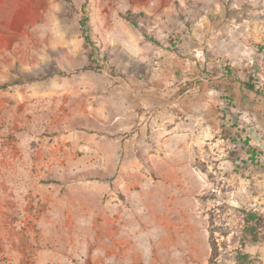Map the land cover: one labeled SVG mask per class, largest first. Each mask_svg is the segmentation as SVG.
<instances>
[{"label":"rangeland","instance_id":"rangeland-1","mask_svg":"<svg viewBox=\"0 0 264 264\" xmlns=\"http://www.w3.org/2000/svg\"><path fill=\"white\" fill-rule=\"evenodd\" d=\"M123 2L0 0V264H246L242 211L264 216V132L223 82L208 122L188 129L200 78L181 83L178 58L161 71L113 51L105 28L131 12ZM137 81L153 88L143 132Z\"/></svg>","mask_w":264,"mask_h":264},{"label":"crops","instance_id":"crops-1","mask_svg":"<svg viewBox=\"0 0 264 264\" xmlns=\"http://www.w3.org/2000/svg\"><path fill=\"white\" fill-rule=\"evenodd\" d=\"M123 1L121 6L136 14L140 24L148 25L146 32L161 44L149 40L141 28L119 16L122 20L117 19L116 25L105 28L113 51L122 45L139 62L154 63L161 71L172 68L174 58H178L177 63L185 71L181 83L200 78L202 90L198 96L185 97L200 100L188 105V129L203 127L208 122L209 109L223 82L234 99L232 109L238 110L245 120H254L264 132V94L245 86L251 65L264 64V0ZM153 79L146 77L144 84ZM136 83L137 97L130 99L129 106L133 109V124L143 132L151 126L153 88L140 87L142 81ZM105 84L102 90H118L112 79L105 78ZM191 90L189 86L185 93L188 95ZM244 249L250 259L258 258L264 264V239L249 240Z\"/></svg>","mask_w":264,"mask_h":264},{"label":"trees","instance_id":"trees-1","mask_svg":"<svg viewBox=\"0 0 264 264\" xmlns=\"http://www.w3.org/2000/svg\"><path fill=\"white\" fill-rule=\"evenodd\" d=\"M124 18H126L127 20H129L130 22H132L135 26H138V27H142L140 25V23L136 20V14L132 13V12H128L126 13L125 15H122ZM86 21H87V18L84 17L81 21V24L83 25L84 27V33H85V36L87 38V40H91L89 35H87V30H86ZM142 30L144 31V34L145 36L153 41L154 43H157V44H161V41L158 40L157 38H155L154 36L150 35L149 33H147L144 28L142 27ZM92 42V41H90ZM245 86L250 88V89H253L255 90L257 93H260V94H263V92L258 89L255 84L252 82V78L249 76V81L245 83ZM228 104L231 106H233V97H232V94L230 93V91L227 92L226 96L224 97ZM232 127H237L238 129V133L237 136L238 137H242L243 136L239 133L241 130H240V127H239V124H233L231 125ZM245 129H242V131H244ZM246 132V131H244ZM244 142L246 145H249L251 143V137L250 135L246 136L245 138H243ZM253 155H257L255 153V151H253L252 153ZM243 214H244V223H245V226H244V236L245 237H248L250 240L254 241V242H257V241H260V240H263L264 239V216L259 214L258 212L256 211H253V210H243L242 211ZM237 258L240 262L242 263H250V258H249V255L248 254H241V253H238L237 255Z\"/></svg>","mask_w":264,"mask_h":264},{"label":"built area","instance_id":"built-area-1","mask_svg":"<svg viewBox=\"0 0 264 264\" xmlns=\"http://www.w3.org/2000/svg\"><path fill=\"white\" fill-rule=\"evenodd\" d=\"M249 74L255 86L264 94V64L253 63L250 67Z\"/></svg>","mask_w":264,"mask_h":264},{"label":"bare ground","instance_id":"bare-ground-1","mask_svg":"<svg viewBox=\"0 0 264 264\" xmlns=\"http://www.w3.org/2000/svg\"><path fill=\"white\" fill-rule=\"evenodd\" d=\"M132 228V227H131ZM135 228V227H134ZM136 229V228H135ZM134 230V229H133ZM129 231V230H128ZM133 244L128 245L129 249H139L140 248V240H132ZM130 251V250H129ZM128 252V251H127ZM131 260V259H130Z\"/></svg>","mask_w":264,"mask_h":264}]
</instances>
